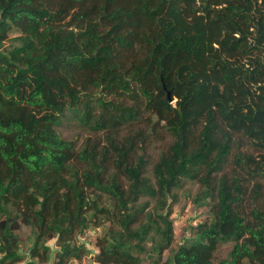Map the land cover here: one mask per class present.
Returning <instances> with one entry per match:
<instances>
[{
	"label": "trees",
	"instance_id": "obj_1",
	"mask_svg": "<svg viewBox=\"0 0 264 264\" xmlns=\"http://www.w3.org/2000/svg\"><path fill=\"white\" fill-rule=\"evenodd\" d=\"M186 182L208 217L172 251ZM145 254L264 264V0H0V264Z\"/></svg>",
	"mask_w": 264,
	"mask_h": 264
},
{
	"label": "rangeland",
	"instance_id": "obj_2",
	"mask_svg": "<svg viewBox=\"0 0 264 264\" xmlns=\"http://www.w3.org/2000/svg\"><path fill=\"white\" fill-rule=\"evenodd\" d=\"M16 35L17 33H11L9 40H12ZM14 46H16V43L13 41H7L5 43L6 50H9ZM59 132L63 138L75 142L76 146H80L86 137H94L86 128L82 127L77 122L72 121L65 122L59 128ZM196 192L197 186L190 182H186L183 188L177 191L178 202L174 204L172 215L170 217L173 225V243L171 245L172 251L177 248L178 244L190 239L192 228L208 217L207 209L205 207L192 203V198ZM99 233H101L100 229H96L85 232L81 237L82 242L85 243L91 252L96 250L94 247V239ZM16 234L19 237L20 248L26 252L32 240V229L30 227H21ZM230 247L231 245L229 244L219 247L216 252V258H225ZM167 254V252H164L163 257L165 258ZM142 258L144 259L142 264H151L152 258L148 254L143 255ZM81 264L95 263L91 260V257L88 256Z\"/></svg>",
	"mask_w": 264,
	"mask_h": 264
},
{
	"label": "crops",
	"instance_id": "obj_3",
	"mask_svg": "<svg viewBox=\"0 0 264 264\" xmlns=\"http://www.w3.org/2000/svg\"><path fill=\"white\" fill-rule=\"evenodd\" d=\"M95 251H92L91 253H94ZM91 257V256H90Z\"/></svg>",
	"mask_w": 264,
	"mask_h": 264
},
{
	"label": "water",
	"instance_id": "obj_4",
	"mask_svg": "<svg viewBox=\"0 0 264 264\" xmlns=\"http://www.w3.org/2000/svg\"><path fill=\"white\" fill-rule=\"evenodd\" d=\"M168 96H169V95L167 94V98H168Z\"/></svg>",
	"mask_w": 264,
	"mask_h": 264
}]
</instances>
